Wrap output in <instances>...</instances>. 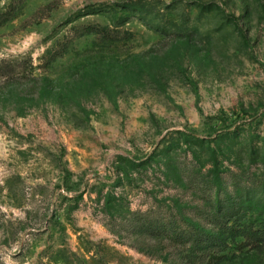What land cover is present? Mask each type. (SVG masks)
<instances>
[{"label": "rangeland", "instance_id": "obj_1", "mask_svg": "<svg viewBox=\"0 0 264 264\" xmlns=\"http://www.w3.org/2000/svg\"><path fill=\"white\" fill-rule=\"evenodd\" d=\"M260 198L264 0H0V264H264Z\"/></svg>", "mask_w": 264, "mask_h": 264}, {"label": "trees", "instance_id": "obj_2", "mask_svg": "<svg viewBox=\"0 0 264 264\" xmlns=\"http://www.w3.org/2000/svg\"><path fill=\"white\" fill-rule=\"evenodd\" d=\"M131 167L135 169H142V165L139 163H136L135 161H131ZM130 167V168H131ZM127 172V168L125 169ZM125 171V172H126ZM118 169V177L121 176L122 173H120ZM224 171H220L219 168H215L211 170L208 173L209 178H212L211 181V189L213 192V196L210 200V206L212 211V222L210 225L212 227L205 229L208 231L207 234H205L203 237H200L199 241H209V247L210 248H216L218 250L221 249L220 244H225L227 241V237L224 235L226 233V230L233 229L230 227V222L233 221V223H236L239 219H241L243 216H248L250 212L255 213L253 209H247V203L249 201V198H246L243 195V190L238 186H233L234 190L232 191L229 189V185L223 187V180H224ZM210 182V181H208ZM103 191H101L102 194ZM103 193L102 196L107 198L106 200V209H110L112 206V203L115 201V197L112 192H108L107 195ZM113 196V197H112ZM263 201V198H260L258 200ZM253 210V211H250ZM260 217L256 218L260 221V226L257 228L256 233L254 234H260L263 235V237L260 236V239L258 240V244L262 242L264 244V210L259 212ZM242 216V217H241ZM253 216V215H252ZM250 219L247 223L245 222L244 227L250 228L252 227V224L254 223L253 219L254 217L247 218ZM191 225H199L198 222H191ZM219 230V231H218ZM234 230V229H233ZM253 230V228H252ZM206 231V232H207ZM221 245V246H222ZM219 256V255H217Z\"/></svg>", "mask_w": 264, "mask_h": 264}]
</instances>
